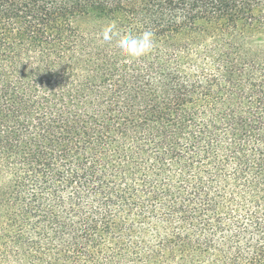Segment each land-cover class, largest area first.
I'll return each instance as SVG.
<instances>
[{"label":"trees","instance_id":"1","mask_svg":"<svg viewBox=\"0 0 264 264\" xmlns=\"http://www.w3.org/2000/svg\"><path fill=\"white\" fill-rule=\"evenodd\" d=\"M0 264H264V0H0Z\"/></svg>","mask_w":264,"mask_h":264},{"label":"clouds","instance_id":"2","mask_svg":"<svg viewBox=\"0 0 264 264\" xmlns=\"http://www.w3.org/2000/svg\"><path fill=\"white\" fill-rule=\"evenodd\" d=\"M115 29L116 25L114 22L107 24L101 33L102 40L110 42L114 36H118L116 46L122 54L132 58H140L152 52L155 46L154 33L152 31L145 30L136 35L131 33L121 35Z\"/></svg>","mask_w":264,"mask_h":264}]
</instances>
